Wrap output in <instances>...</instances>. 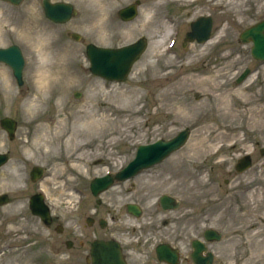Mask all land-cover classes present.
Masks as SVG:
<instances>
[{
	"label": "rangeland",
	"instance_id": "obj_1",
	"mask_svg": "<svg viewBox=\"0 0 264 264\" xmlns=\"http://www.w3.org/2000/svg\"><path fill=\"white\" fill-rule=\"evenodd\" d=\"M67 1L77 14L66 24L53 25L42 14L41 0H23L20 6L0 0V47L17 44L25 58L21 86L0 63V118L17 121L12 140L0 129V152L9 154L0 168V193L9 196L0 206V245L20 244L0 255V264H89L85 250L94 237L84 220L95 204L89 181L125 165L138 144L170 138L184 127L190 135L181 149L100 195L101 215L117 220L95 235H116L130 249V264H151L159 240L179 241L186 255L191 238L214 228L222 233L220 241L210 244L217 255L214 264H264V157L257 150L264 146V64L258 74L235 83L251 65L249 45L238 34L264 16V0H139V14L129 26L110 23L106 16L135 0ZM164 14L181 24V37L173 46ZM199 15L212 17L213 38L182 47L189 22ZM93 30L113 46L147 38L145 52L121 83L103 84L89 75L81 52ZM71 32L80 39L73 40ZM39 79L48 89L43 94L47 100L30 109ZM62 118L74 130H79L80 119L91 121L88 136L76 141L84 147L71 157L61 144L47 146L39 128L40 123L53 128ZM246 152H251L252 166L238 174L234 164ZM34 165L45 168L37 184L29 180ZM38 190L59 208L52 211L65 229L74 231L73 237L57 235L31 214L28 199ZM83 193L88 199H81L77 211L74 206ZM162 194L173 196L178 207L163 211L158 203ZM127 202L142 207L139 218L125 214ZM77 225L85 228L86 237L75 235Z\"/></svg>",
	"mask_w": 264,
	"mask_h": 264
},
{
	"label": "water",
	"instance_id": "obj_2",
	"mask_svg": "<svg viewBox=\"0 0 264 264\" xmlns=\"http://www.w3.org/2000/svg\"><path fill=\"white\" fill-rule=\"evenodd\" d=\"M13 3H18L20 0H8ZM54 8V7H50ZM55 9L59 10L60 15L55 18L56 20L62 21L67 17L70 12V6L68 5H57ZM51 11L49 9L47 12ZM211 26L210 18H199L195 22L196 35L198 41H204L208 38V33ZM242 41H252V55L257 59H264V19L257 24L247 28L241 33ZM143 47V43L139 42L135 45L122 48L120 50H110V49H97L95 50V60L98 57H102L103 54L108 55L107 59H103V65H98V62L94 61V68L98 71L103 72L108 78H122L120 76L124 71L127 70L128 65L133 57L134 53L140 52ZM0 60L8 63L13 71L14 75L19 79L21 76V69L23 66V59L21 57L20 51L16 46H11L6 49H0ZM247 70L238 78L240 82ZM0 125L6 129L9 133V137L12 138V133L14 130L15 123L10 118H3L0 120ZM187 131L182 130L174 138L170 140H157L154 143L147 145H139L137 147V152L135 158L130 161L126 167L120 170L116 175L115 179L125 180L129 177L134 176L140 170L150 167L155 163L162 160L170 152L178 149L187 139ZM260 154L264 156V147L260 148ZM7 159L6 155H0V165L4 163ZM250 166V157L244 156L238 160L235 168L237 171L242 170ZM42 173L40 167H34L31 172V179L34 181ZM113 181V178L109 175L103 177H97L90 182V188L94 195H97L102 190L106 189ZM7 201V195L0 196V203ZM162 207L164 209H173L177 207V202L167 195H163L160 200ZM30 209L33 213L38 214L44 221L48 222V211L47 206L43 203L41 195H33L30 198ZM128 210L132 211L135 215H138V210L136 206H128ZM204 236L207 240H213L219 238V233L215 230H206ZM194 251L192 252V258L196 264H210L211 255L202 256L201 251L203 247L194 241L192 243ZM157 255L160 260L167 261L174 264L176 260L175 251H171L167 245H160L157 248ZM92 264H126L121 256L120 250L117 245L112 242H102L96 241L92 244L91 248Z\"/></svg>",
	"mask_w": 264,
	"mask_h": 264
},
{
	"label": "flooded vegetation",
	"instance_id": "obj_3",
	"mask_svg": "<svg viewBox=\"0 0 264 264\" xmlns=\"http://www.w3.org/2000/svg\"><path fill=\"white\" fill-rule=\"evenodd\" d=\"M50 1L51 2H59V1H64V0H50ZM170 18L174 19L175 22L179 23L171 14L163 15L162 16V20H164V21H170ZM106 19L110 23L116 22L117 24L125 25V26H129V24H131L133 22V21H129V22L122 21L120 19L119 14H118V10H117V12L113 11L111 14L109 13V10H108ZM90 33L91 34L88 37V43L87 44L92 43V44L99 45V46L118 47V46H123V45H126V44H129L131 42L136 41V39H132V40H130L128 42H125V43H122V44H119V45H115V46H113V45H107V44H104L103 42L100 41V39L97 37V35L94 34L95 33L94 30L93 31H90ZM86 61H88V57H87ZM250 62H251V65L250 66H255V68H249L250 69L249 77H251L252 75L258 74V72H259V70L257 69V66H258L257 63H253L255 61L253 59H251V58H250ZM94 78H96V80L100 81L103 84H107V82H105L104 80H102L100 78H97V77H94ZM102 206H103V204H102L101 199H95V204L93 206H89L88 207V214L85 216L84 223L90 227V229H91V231L93 233V237H94L93 240L105 239L103 237L96 236L95 235V232H97L98 229L105 230L104 227H107L108 220L110 222H112V223L113 222H116V220H117L116 217L114 215H112V214H107L106 216L105 215H101L100 208ZM81 207H82L81 204L78 203V204H76L74 206V209H76L77 211H79V209ZM125 209H126V206H125ZM52 210L58 211L59 208H56L55 207V208H52L50 210L51 217H50V223L48 225H45L43 222H41L39 220L38 217H36L39 220V222L41 223V225L46 226L47 228L52 229L53 231H55V233L57 235L60 234L62 236V233H66V234H68V236L73 237L72 234L74 233V231H72V229H65L63 227L62 223H61L60 215L57 212L52 211ZM76 228H77L78 232H76L75 235L79 234L81 237H86L87 236L88 233H87V231L85 230L84 227L77 225ZM134 230H135V228H131V232H133ZM110 235L111 236H114V237H117L114 234H110ZM164 237H166V236L164 235ZM166 238H168V237H166ZM53 239H54V241H55L56 244L60 243V239H56V240H55V238H53ZM106 239H110V237H108ZM31 242L34 243V244H36L35 243V240H33ZM170 243L173 246H177V245L180 244L179 241H177V242L172 241ZM38 245H40V244H38ZM65 245H66L67 248H70L71 245H73L72 240H70V238L67 237L66 240H65ZM1 246L5 247V250L7 251L8 248L9 249L18 248L20 246V244L19 243H16V242H4V244H1ZM89 246H90V244H89ZM209 247H210V245H209ZM124 250H125V252H130L129 251L130 250L129 248L128 249L127 248H124ZM190 251H191V249L188 250V253H187L188 255L187 254L186 255L180 254V262L182 261L184 264H193L192 263V260L190 258ZM85 252H86V254H85L86 260H88L90 258L89 248L86 249ZM153 258H154V255L149 257V259H153Z\"/></svg>",
	"mask_w": 264,
	"mask_h": 264
},
{
	"label": "bare ground",
	"instance_id": "obj_4",
	"mask_svg": "<svg viewBox=\"0 0 264 264\" xmlns=\"http://www.w3.org/2000/svg\"><path fill=\"white\" fill-rule=\"evenodd\" d=\"M43 74L44 72L41 71L40 76H42ZM46 91H48V89L46 88V85L43 83L42 79H39L37 82H35V88L34 91L32 92V100L31 103L29 104L30 109H35L36 107H40L43 104H45L47 98H45L43 94ZM57 105L59 106L60 103L56 102L55 106ZM70 116L72 121L71 124H73L74 114L71 113L69 114V117ZM68 119L66 121L65 118H62V120L58 121L53 128L52 125L40 123L39 128L43 133L42 139L45 141L47 146L61 144L64 146L67 152V157H71L72 154L74 153V150L77 151L78 149L84 147L83 145H81L82 146L81 147L76 143L78 142L80 136H88L89 131L92 127L90 126L91 124L90 119L85 118L79 120L81 122L79 130H74L73 125H71L69 129ZM80 154L84 158V153L80 152Z\"/></svg>",
	"mask_w": 264,
	"mask_h": 264
}]
</instances>
